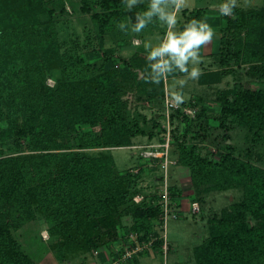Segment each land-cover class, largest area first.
Wrapping results in <instances>:
<instances>
[{
	"label": "trees",
	"instance_id": "16d2710c",
	"mask_svg": "<svg viewBox=\"0 0 264 264\" xmlns=\"http://www.w3.org/2000/svg\"><path fill=\"white\" fill-rule=\"evenodd\" d=\"M104 4L103 10L91 14L98 35L115 25L113 20L118 12L126 11L123 0H106ZM45 12L43 0H0V154L8 140L17 148L22 138L33 149L66 148L68 139L73 138L79 149L64 155H0V198L4 199L0 204V264H36L11 230V221L17 219L19 226L26 208L34 202L50 210L54 220L51 230L57 234L52 247L62 258L115 237L124 212L133 215L135 227L142 230L141 240L156 235L150 229L152 220L162 223V194L156 196L154 203L146 195L135 202L133 196L140 190L137 181L130 173H116L112 152L88 151L98 146L128 144L136 134L149 133V137H154L153 128L130 117L126 101L114 86L118 70L107 62L115 60L116 48H106L97 70H90L84 58L83 64L68 60L62 54L55 19H41ZM237 18L232 25L240 32L249 21L241 15L234 19ZM258 26L254 23L250 30V41L256 40L252 51L255 58L264 48V29L258 30ZM124 60L130 66L139 59ZM53 68H60L61 73L56 85L49 86L45 76ZM138 87L150 100L159 101L165 96L163 82L151 84L144 77L138 81ZM229 91L233 99L225 96L221 100L220 127L216 128L224 129L220 140L215 141L207 132L199 137H208L211 143L223 148L219 160L202 154L198 143L189 142L195 132L201 135L196 118L183 116L184 124L176 123L173 130L179 163L191 171L192 199H200L205 207V194L209 191L242 190L241 199L232 200L219 214L206 218L208 233L194 248V264H264V166L235 154L238 145L230 131L238 126L253 130L258 122L259 129H264V89L248 88L243 95ZM200 102L198 98L190 99L175 109L176 114L181 113L182 106H200ZM157 122L154 117L152 125ZM231 122L236 127L226 130ZM226 137H230L231 143L225 141ZM28 157H39L45 163L38 161L29 166ZM257 157L260 159V154ZM47 158L58 160L55 166L44 170L50 163ZM170 191L172 200L182 208L180 215L185 210L196 213L181 201L183 189L172 185ZM247 212L260 216L261 224L250 225ZM162 244L161 238L154 246Z\"/></svg>",
	"mask_w": 264,
	"mask_h": 264
},
{
	"label": "rangeland",
	"instance_id": "374dc122",
	"mask_svg": "<svg viewBox=\"0 0 264 264\" xmlns=\"http://www.w3.org/2000/svg\"><path fill=\"white\" fill-rule=\"evenodd\" d=\"M220 2L221 0H189V7L181 12L183 22L194 18L207 19V22L216 29V36L206 48L201 49L202 75L198 80L188 81L182 89L183 103L198 98L201 101L200 106H191V112L185 110V108H189L188 106H182L181 113L176 114L175 109L178 110L179 107L173 108L168 103L170 101L169 92L176 87L172 77L163 82L165 96L159 101L146 98L144 94L140 93L138 87V81L145 77L147 67L143 42L151 39L155 43L154 37L157 34L162 36L165 29L160 26L158 21H154L139 35L131 31L122 32L117 27L120 22L128 23L129 17L134 23L135 13L146 10L148 0H143V3L137 5L132 11L118 12L113 20L115 25L110 26L104 34L99 33V35L95 33V30L98 29L91 21V14L96 10H103L106 0H43L46 12L41 14V19H55L58 25V37L63 44L62 54L68 60L83 64L85 62L81 60L84 58L89 62L86 64L90 70H97L101 60L106 56V48L110 46L116 48L115 60L107 62L108 66L114 65L113 68L118 70L114 86L118 89L120 97L126 101V109L129 111L130 117L153 128L154 137H149V133L136 134L128 144L98 146L90 148L88 151L92 153L112 152L116 161V173L119 175L130 173L137 181L136 186L140 190L133 196L135 202L142 201L146 195L147 199L154 203L156 196H160L166 185L169 189L172 185H176L183 189L181 201L184 206L191 209L193 206L190 203L191 200L198 205L199 209L195 214L185 210L184 214L178 217L170 215L166 228L163 221L159 224L158 221L152 220L150 229H153L152 232L155 231L156 235L150 236L153 237V241L148 246H145V242L140 239L142 230L135 227L133 215L124 212L115 237H107L102 243L94 245L88 250L62 258L55 253L54 247H52V240L57 237V234L51 230L54 220H52L50 210L34 202L32 207L26 208L24 221L19 226H17V219L11 221V230L18 244L36 264H194V248L203 241L208 233L206 218L219 214V211L232 200L241 199V188L237 189L235 193L233 191H209L205 194V207L202 206L200 199H192L194 189L191 186V171L189 167L179 163V150L173 135L176 123L184 124L185 117L183 116L196 118L195 122L199 123L197 127L198 125L201 127V135H197L195 132L196 136H190L189 142L198 143L202 154L213 160H219L224 152L223 148L211 143L208 137L204 139H199V137L207 132L206 134L211 135L216 141L220 140L219 135H223L224 129L216 131V128L220 127L221 100L225 96L233 99V94L229 90L241 92L243 95V91L248 88L252 90L264 89V48H261L259 57L255 58L252 51L255 50L256 40L251 39L250 41L252 36L250 30L254 23L259 24L258 30L264 29V0H239L240 6L234 9L232 16H221L213 7ZM240 15L249 21V25L238 32V27L233 28L232 22L235 20L236 23L238 18H234ZM258 18H260V22H256ZM133 41H140V44L136 45ZM101 43L103 44L100 45ZM129 58L139 60L130 67L124 60ZM60 73V68L49 70L45 76V83L55 86ZM180 75L177 73V78ZM154 117L158 119V122L152 125ZM232 124V122L229 123L226 130H229L230 126L233 127ZM179 125L181 126V124ZM260 126L261 123L258 122L253 130L246 127L248 129L246 131L242 126H238L235 131H230L234 135L235 144L238 145L234 150L235 154L253 161L256 160L258 164L264 166V129L260 130ZM215 132H219V134ZM168 133L172 138H170L171 142L168 146V161L165 167L163 166L165 159L158 157L161 156V153L156 154L155 152L156 149L158 151L164 149V145L162 146L161 143L166 142L165 137L168 136ZM224 139L231 143L230 137ZM172 142H174L173 145ZM68 145L62 149H33L30 143L22 138L21 145L16 148L10 139L3 145L4 152L0 155L23 153L44 156L55 152L64 155L72 149H79L73 138L68 139ZM226 148L224 147V150ZM258 154H260V159H257ZM38 158L31 160L28 157V165L31 166V163L35 165L38 161L44 165V160ZM47 160L50 163L44 167V170H48L51 165L55 166L58 159L47 158ZM142 195L144 197L141 200L135 198ZM3 200L0 198V204ZM246 220L250 225H259L263 221L260 216L248 212ZM161 238L163 243L164 240L167 242L165 249L164 244L161 247L154 246L155 242ZM132 249H137V251L128 253V250Z\"/></svg>",
	"mask_w": 264,
	"mask_h": 264
},
{
	"label": "clouds",
	"instance_id": "9594fccd",
	"mask_svg": "<svg viewBox=\"0 0 264 264\" xmlns=\"http://www.w3.org/2000/svg\"><path fill=\"white\" fill-rule=\"evenodd\" d=\"M127 11H132L143 0H123ZM239 0H221L213 5L221 16H232L239 7ZM189 7V0H148L146 10L135 13V22L129 17L128 23L120 22L117 27L127 33L139 35L154 21L165 29L161 36L143 42L147 67L145 80L159 85L172 77L176 87L169 92L170 101L179 106L184 102L182 89L190 80H198L202 75L201 49L206 48L215 38L216 29L207 19L182 21L181 12ZM182 25V26H181ZM139 45L140 41H133ZM181 74L177 78L176 74Z\"/></svg>",
	"mask_w": 264,
	"mask_h": 264
},
{
	"label": "built area",
	"instance_id": "2783aa9c",
	"mask_svg": "<svg viewBox=\"0 0 264 264\" xmlns=\"http://www.w3.org/2000/svg\"><path fill=\"white\" fill-rule=\"evenodd\" d=\"M168 103H169V105L173 106V108L179 107V106H176L175 104H173L171 101H169ZM188 107L189 108H185V110L191 112L192 110H190V106H188ZM167 135L168 136L165 137L166 142L161 143L162 146L164 145V149L160 150V151H158V149H156V152H155L156 154H158V152L161 153V156H158V157L165 159V161H163V166H165V167H166L167 161H168V158H167L168 157V146H169V143L171 142L170 138H172L171 134L168 133ZM149 156H153V155H149ZM161 194L163 196L162 221H163V224L165 223V228H166L168 217L170 215L173 217H178L180 215V211L182 208L180 206H177L176 203L172 200V194H171V191L167 185H166V188L163 189ZM143 197H144V195L136 196L135 198L137 200H141ZM192 205H193L192 211L197 212V210L199 209L198 205L194 202L192 203ZM152 241H153V237H150L147 240H143V242H145V246L151 245ZM166 243H167L166 240H164V243H163L164 249L167 247ZM139 247H141V245H139ZM137 249L128 250V253L131 254V253L137 251Z\"/></svg>",
	"mask_w": 264,
	"mask_h": 264
},
{
	"label": "crops",
	"instance_id": "0c3cea01",
	"mask_svg": "<svg viewBox=\"0 0 264 264\" xmlns=\"http://www.w3.org/2000/svg\"><path fill=\"white\" fill-rule=\"evenodd\" d=\"M206 236V235H205Z\"/></svg>",
	"mask_w": 264,
	"mask_h": 264
}]
</instances>
